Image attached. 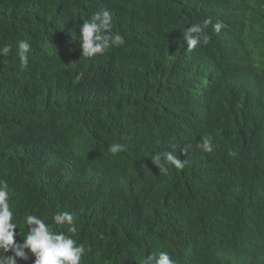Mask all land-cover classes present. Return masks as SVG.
<instances>
[{
    "label": "trees",
    "instance_id": "obj_1",
    "mask_svg": "<svg viewBox=\"0 0 264 264\" xmlns=\"http://www.w3.org/2000/svg\"><path fill=\"white\" fill-rule=\"evenodd\" d=\"M102 10L125 44L85 58L80 25ZM206 19L209 42L189 50L181 31ZM4 45L0 180L17 242L24 216L67 211L81 264L161 251L174 264H264V0H0ZM170 144L187 162L160 172L151 157Z\"/></svg>",
    "mask_w": 264,
    "mask_h": 264
},
{
    "label": "clouds",
    "instance_id": "obj_2",
    "mask_svg": "<svg viewBox=\"0 0 264 264\" xmlns=\"http://www.w3.org/2000/svg\"><path fill=\"white\" fill-rule=\"evenodd\" d=\"M211 23L210 19H206L203 24H192L181 31L189 50L209 42V37L204 35V28ZM213 27L219 32L223 25L217 23ZM80 41L82 56L85 58L103 55L109 49L125 44L124 37L112 31V15L108 10L97 11L83 21L80 25ZM30 48L31 45L25 40H20L17 44V55L20 63L25 67H27ZM11 51L10 45H4L0 47V56H5ZM196 146L204 152H211L213 147L208 137H203ZM188 147L190 145L184 146L185 153ZM169 149L156 152L151 157L160 172L168 171L166 164H171L180 170L187 162L178 158L175 144H170ZM124 150L125 146L120 143H113L108 148L113 155ZM23 223L27 226V233L23 236V242H17L18 224L14 222L9 186L6 181L0 180V264H17L18 259L28 261L30 254L35 258L33 264H81L86 249L74 238L78 231L74 214L67 211L56 212L52 217V224L46 223L44 218L35 214H29L23 217ZM53 224L60 227L66 225L67 233L70 234L58 231ZM9 252L12 254L6 255ZM143 264H174V261L167 252L161 251L158 255H148Z\"/></svg>",
    "mask_w": 264,
    "mask_h": 264
}]
</instances>
